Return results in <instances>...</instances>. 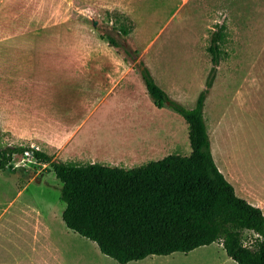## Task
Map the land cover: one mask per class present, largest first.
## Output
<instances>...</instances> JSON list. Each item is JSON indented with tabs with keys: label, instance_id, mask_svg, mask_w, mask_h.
<instances>
[{
	"label": "crops",
	"instance_id": "1",
	"mask_svg": "<svg viewBox=\"0 0 264 264\" xmlns=\"http://www.w3.org/2000/svg\"><path fill=\"white\" fill-rule=\"evenodd\" d=\"M79 1L100 10L117 9L132 19L128 40L140 51L156 84L176 101L191 85L193 63L201 61L199 86L204 84L211 66L210 37L217 31L220 57L204 101V120L215 83L229 67L223 65L232 51L226 41H242L245 52L249 38L264 36V0ZM54 4L51 9L47 0L5 2L8 10H16L6 13L10 32L0 36V130L44 143L63 161L132 168L165 157L176 141L166 115L179 118L169 108L154 105L140 76L94 28L69 15L57 18L71 7L68 0ZM177 38V57L183 56L172 61L169 47ZM245 80L255 87L254 81ZM208 105L212 112L214 103ZM225 114L215 117L216 134ZM210 144L217 168L238 193L239 173L227 160L232 156L223 152L220 142ZM15 181L0 172V264H122L103 254L94 241L88 244L92 255L78 252L77 237L83 236L64 224V206L54 210L49 200L59 184L45 176L21 188ZM239 196L264 214V195L262 203ZM173 253L123 264H156ZM182 264L237 263L221 243L212 242L185 252Z\"/></svg>",
	"mask_w": 264,
	"mask_h": 264
},
{
	"label": "trees",
	"instance_id": "2",
	"mask_svg": "<svg viewBox=\"0 0 264 264\" xmlns=\"http://www.w3.org/2000/svg\"><path fill=\"white\" fill-rule=\"evenodd\" d=\"M112 14L110 33L98 29L101 39L132 66L156 107H167L187 121L190 154H168L123 168L63 161L30 145L7 144L0 147V170L8 167L14 154L26 151L36 161L48 163L61 182L59 198L65 204L62 220L66 227L94 241L103 254L119 263L185 253L218 242L237 264H264L263 211L239 196L217 168L203 117L220 57L217 31L210 37L211 67L204 86L195 106L186 108L156 84L140 51L129 42L132 19L118 10L105 11L107 17ZM18 170L11 168V173L19 179ZM29 178L18 180L17 186L21 188ZM244 230L255 234L249 244L243 240Z\"/></svg>",
	"mask_w": 264,
	"mask_h": 264
},
{
	"label": "rangeland",
	"instance_id": "3",
	"mask_svg": "<svg viewBox=\"0 0 264 264\" xmlns=\"http://www.w3.org/2000/svg\"><path fill=\"white\" fill-rule=\"evenodd\" d=\"M47 1L48 8L51 7L52 9L55 6V0ZM68 1L71 7L63 9L57 18L61 19V17L69 15L71 19H76L86 23L94 28V30L98 33L100 32L98 30L99 28L106 31V33H110V28L112 26V22L114 21L115 14L107 17L105 16V11H113L117 9L100 10L87 6L79 0ZM5 2L6 0H3L0 3V36H6L8 32H10L8 30L9 21L6 13H12L16 10L14 8H12V10H8ZM48 10L50 9L41 11L47 12ZM47 15H49V17L51 16L50 14ZM94 20L97 22L96 25L92 24ZM112 33V35L117 36L114 31H112ZM226 43L227 47L232 48V51L227 54L226 58H224L225 64L223 65H227L229 67L225 73L220 74L221 76L217 79V82L210 94L211 96H209L208 104L214 103V106L212 112V106L207 104V108L205 107V122L213 145H215L216 142H220L223 152L232 156L231 159L227 160L231 167L237 169L239 173L241 184L236 185L238 189L237 191H239L237 194H242L248 199L262 203L261 198L264 195V51L263 53H261V51L264 48V36H253V39L249 38L247 41V45H249V47L245 52H242V41H226ZM179 44V38L174 39L171 42L168 54L172 61H175L183 56L182 53L179 58L177 57V46ZM187 44H190V42ZM131 45L133 44L131 43ZM120 51L122 52L121 48ZM202 66L201 61L190 65L192 68L191 85L185 90V95L181 97L182 102L178 101L186 108H192L194 106L197 96L204 86V84L199 86L200 74L203 68ZM246 77H248L250 81H254L255 87L249 85V82L246 80L243 81ZM237 91L241 92V94H238ZM237 105H239L240 108H238ZM173 112L179 119L172 117L169 114L166 115V120L171 121L169 127H172V130L176 132L175 145L173 149L170 150L169 154L188 155L191 151L188 138V125L180 114L175 111ZM222 112L226 113L224 117V125L219 130L218 134H216L217 120H215V117L219 116ZM210 114H212L213 117L210 116ZM7 144H20L22 146L30 145V147L34 146V149H36L35 147H38V149L45 150L50 154L55 153L54 148L44 143L33 140L26 141L16 139L9 133L3 132L0 134V147H4ZM111 148L114 151H120V147L113 146ZM225 157H228V155ZM8 164V167L4 170H0V172L13 180L16 179L15 182L26 177H30V181L32 179L34 180L45 176L49 182L59 184V188L61 186L60 181L50 170L49 164L36 161L31 156L29 151H26L23 154H14ZM11 168H19L18 172L21 179H18V177L16 178L11 173ZM241 172H244L247 175L249 174L250 178H244ZM245 186L252 190L245 189ZM52 196L53 198L49 200L52 206H54V210L56 209L58 211L60 206L65 205L59 198V189L56 193L53 192ZM242 237L244 242L249 244L254 239L255 234L252 231L244 230ZM77 238L78 246L80 247L78 252H80V254L87 253L88 255H92V248L88 244L94 243L87 238L84 239L85 237ZM82 242L86 243L82 244ZM95 248L97 247L95 246ZM184 255V252H175L166 260L158 259L155 263L182 264L184 261ZM159 258L161 257L159 256Z\"/></svg>",
	"mask_w": 264,
	"mask_h": 264
},
{
	"label": "water",
	"instance_id": "4",
	"mask_svg": "<svg viewBox=\"0 0 264 264\" xmlns=\"http://www.w3.org/2000/svg\"><path fill=\"white\" fill-rule=\"evenodd\" d=\"M96 23H97L96 20H94V21L92 22L93 25H96Z\"/></svg>",
	"mask_w": 264,
	"mask_h": 264
},
{
	"label": "built area",
	"instance_id": "5",
	"mask_svg": "<svg viewBox=\"0 0 264 264\" xmlns=\"http://www.w3.org/2000/svg\"><path fill=\"white\" fill-rule=\"evenodd\" d=\"M33 148H34V146H33ZM36 149H38V147H35Z\"/></svg>",
	"mask_w": 264,
	"mask_h": 264
}]
</instances>
